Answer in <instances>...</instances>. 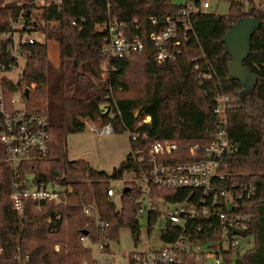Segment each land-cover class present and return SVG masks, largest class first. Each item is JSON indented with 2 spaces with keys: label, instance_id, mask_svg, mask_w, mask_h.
<instances>
[{
  "label": "trees",
  "instance_id": "trees-1",
  "mask_svg": "<svg viewBox=\"0 0 264 264\" xmlns=\"http://www.w3.org/2000/svg\"><path fill=\"white\" fill-rule=\"evenodd\" d=\"M185 1L194 6L199 3V0ZM226 1L228 8L224 14L191 11L190 27L185 30L181 51L174 60L162 63L153 61V47L147 33L157 29L163 17H175L184 2L63 0L61 12L49 6L38 15H27L24 28L43 32L46 38L54 37L59 44V56L58 65L53 66L48 59L46 41L36 35L32 43L19 41L24 67L18 74L17 85L6 81L9 89L17 86L22 89L21 100L28 111L46 115L49 136L45 155L19 159L16 164L4 160L0 142V264H82V260L94 264L90 247L79 239L84 226L92 240H105L116 238L118 226L125 224L136 239L138 223L132 213L137 207L140 188L134 186L133 180H125L129 188L121 193L117 208L106 193L109 179L120 177L124 171L139 176L130 148L145 150L153 140H173L181 146L167 154L168 160L192 159L194 154H189L185 146L209 143L212 133L221 125L212 111L216 92L233 97L225 109L223 125L232 150L222 155L220 170L224 180L250 182L253 186V193L242 201L239 209L247 214L244 226L239 232L233 231L238 237H245L246 242L251 237L252 244L242 247L239 243L220 258L224 264H264V0ZM32 7L34 4L29 5V10ZM19 8L15 0H0V33L10 29L9 16H16ZM243 15L254 16L260 23L251 33L250 51L242 61L255 77L250 91L244 94L240 82L227 74L229 57L221 40L228 25ZM108 16H116L138 34L143 42L140 51L111 58L100 54L101 24ZM150 16L157 23H151ZM5 44L0 39V59L11 56ZM101 62H105V69L100 67ZM194 62L197 69L193 68ZM138 66L143 81L138 94H123L130 90L129 74ZM207 70L213 71L211 78L200 79L198 73ZM145 115L149 119L136 124ZM81 117L100 124L111 122L113 131L139 132L135 140L128 142L129 150L110 172L92 167L83 158L66 155V135L84 128ZM138 164L148 171L145 161ZM28 173L33 175L32 186L61 185L63 188L57 190L66 193L65 203L56 206L41 200L37 205L36 201L27 199L24 216L18 218L11 207V194L22 183L29 182ZM151 193L170 201L193 203L199 191L151 184ZM91 202L108 221L105 229H97L82 212V205ZM156 215H147L148 226ZM49 217L51 221L47 222ZM198 221L195 217L186 229L192 231ZM213 225L212 230L202 228L192 232L195 237L219 238L218 221L213 220ZM179 231L177 224L163 226L160 240L171 241ZM132 252L127 264H131ZM201 263L195 254L182 252L177 253L173 264Z\"/></svg>",
  "mask_w": 264,
  "mask_h": 264
},
{
  "label": "built area",
  "instance_id": "built-area-1",
  "mask_svg": "<svg viewBox=\"0 0 264 264\" xmlns=\"http://www.w3.org/2000/svg\"><path fill=\"white\" fill-rule=\"evenodd\" d=\"M63 0H23L17 1L20 8L16 16H9L10 29L0 33V39L6 41L5 50L10 57L0 59V142L3 145L5 160L24 159L33 155H45L48 152V119L43 112L28 111L22 102V89H9L8 85H17V78H13V72L17 70L21 57L19 41L32 43L35 40L34 32L24 28L27 22V15H38L44 7L52 6L61 12ZM34 4L29 10V5ZM208 0H199L197 6L185 1L183 7L178 10L175 17L165 16L161 19V25L155 30L147 33L148 40L153 47V61L157 63L169 62L175 59L181 51L182 39L186 36L185 30L190 27L189 13L196 9L203 10L208 7ZM38 10L36 13L33 10ZM40 10V12H39ZM33 18V17H32ZM150 22L157 23L154 16H150ZM74 23V21H72ZM100 54L105 58L128 56L138 52L143 47V42L136 32H132L125 22L116 16H108L101 24ZM195 60V58H193ZM193 68L197 69L194 62ZM19 74V73H18ZM213 71H200V79L211 78ZM6 81L8 83L6 84ZM10 94L7 98L6 94ZM215 102L212 111L217 114L221 125L212 133V139L205 145H186L190 160L171 161L166 158L167 154L176 152L181 146L173 140H153L147 148H130L132 161L137 165V174L144 186L135 183L140 188L137 197V207L132 213L159 214V205L166 204L170 207L165 210L164 217L169 224L180 226L179 233L171 240L162 242L156 247H150L146 241V247L142 250L133 251L131 264H173L177 253H190L198 256L203 252L201 243H206L208 252L203 256L213 257V264H224L220 255L230 248L239 244V237L233 232V228L241 229L247 214L240 213V205L244 199L249 198L253 193L252 184L238 181L224 180L220 170L222 155L225 151L232 150L226 130L224 128L225 109L229 105L231 96L229 94L216 92ZM145 115L136 122L147 121ZM85 122V119H82ZM86 124L88 129L97 134L105 135L113 132L111 122L100 124ZM128 142L135 140L139 132L126 130ZM130 147V146H129ZM143 151V153H142ZM145 161L148 164V171L145 172L138 163ZM133 177L134 172H130ZM127 177L125 180H133ZM150 184V185H149ZM151 184L160 188H189L198 190L199 193L194 202L170 201L151 193ZM67 191V190H66ZM108 195L112 194L109 187L106 190ZM66 193L43 185L32 186L22 183V187L14 189L11 194V207L15 210L18 218L24 216L27 206V199L36 201L37 205L41 200H47L58 206L65 203ZM82 212L87 215L99 230L108 226V221L100 216L95 204L87 203L82 205ZM57 218L60 214L56 215ZM198 217L199 221L193 225L192 231L200 229L212 230V221H218L219 238L195 237L191 228L186 229L189 223ZM47 222L51 218L46 219ZM82 229L86 230L84 226ZM79 239L91 240L99 253L104 251L105 240H92L89 235L80 231ZM27 259V257H26ZM202 262V261H201ZM82 264H87L85 260ZM203 264V263H201Z\"/></svg>",
  "mask_w": 264,
  "mask_h": 264
},
{
  "label": "rangeland",
  "instance_id": "rangeland-1",
  "mask_svg": "<svg viewBox=\"0 0 264 264\" xmlns=\"http://www.w3.org/2000/svg\"><path fill=\"white\" fill-rule=\"evenodd\" d=\"M13 1V0H4ZM23 1V0H15ZM175 4L183 3L185 0H170ZM208 7L204 8V11L214 12L218 14H224L227 12L228 3L226 0H208ZM38 10L34 9L33 12L36 13ZM40 12V10H39ZM38 38L46 41V47L48 52V59L53 66L58 65V56H59V44L54 37H45V34L42 32L34 33ZM25 59L20 57L19 66L16 71L13 72V78L16 79L18 73L24 67ZM100 67L105 69V62L100 63ZM104 75V74H102ZM130 90L124 92L126 95H135L138 94L142 81L141 72L139 66L135 71H132L130 74ZM119 94V93H118ZM234 96V95H233ZM231 98H233L231 96ZM102 104V103H101ZM104 107V105H103ZM80 118V117H78ZM86 124L90 122L85 117ZM84 122V128L79 131L69 132L66 135V155L68 158H83L85 159L92 167L96 169H102L106 172L116 166L119 161L125 156V153L129 150L128 144V133L125 130L113 131L105 135H97L91 132L87 125ZM97 121H91L94 125ZM90 123V124H91ZM4 159V158H3ZM5 160V159H4ZM12 162L16 164L17 159H13ZM32 174L28 173V184H32ZM127 177H133L129 171H124L122 175L118 178L109 179V187L112 189V194L110 195L115 207L120 206V195L121 193L127 190L128 187L124 184ZM134 182L144 186V182L140 177L134 176ZM56 189H62L63 187L59 184L51 185ZM169 205H159V214L156 215L155 220H153L150 225H147V216L145 213H140L136 215L138 223V232L137 238L134 239L130 233L127 225L123 224L117 228V237L116 238H106V247L103 252L99 253L95 247V244L91 240H84L83 244L90 247L91 256L95 259L94 264H127L128 255L130 251L142 250L146 247V241L150 247H156L161 243L159 233L163 227V216L165 210L169 208ZM248 242H246L245 237H239V243L242 247H249L252 244L251 237H247ZM58 248V245L55 246ZM203 252H208L206 249V243H201ZM201 252L198 256L199 260L203 264H213V257L203 256Z\"/></svg>",
  "mask_w": 264,
  "mask_h": 264
},
{
  "label": "water",
  "instance_id": "water-1",
  "mask_svg": "<svg viewBox=\"0 0 264 264\" xmlns=\"http://www.w3.org/2000/svg\"><path fill=\"white\" fill-rule=\"evenodd\" d=\"M259 25L258 19L254 16L243 15L230 23L221 37L224 51L229 57L226 65L227 74L230 78L240 82L242 85V94L249 92L255 81L253 73L242 64V61L250 51L249 39L251 33ZM25 94H27V89L25 90ZM126 188L127 190L125 192L128 191L129 187ZM168 224V219L164 217L163 226H167ZM233 231L239 232V229L233 228ZM81 232L86 233V230L81 229Z\"/></svg>",
  "mask_w": 264,
  "mask_h": 264
}]
</instances>
